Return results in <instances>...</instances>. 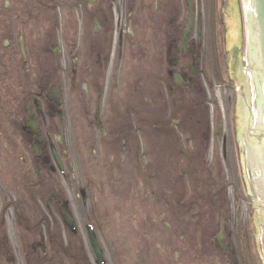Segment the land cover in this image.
Here are the masks:
<instances>
[{"label":"flooded vegetation","instance_id":"obj_1","mask_svg":"<svg viewBox=\"0 0 264 264\" xmlns=\"http://www.w3.org/2000/svg\"><path fill=\"white\" fill-rule=\"evenodd\" d=\"M237 1L0 0V264H235V232L257 230L240 213L234 229L217 185L244 96ZM190 104L196 129L181 141L168 119ZM206 141L217 179L192 199ZM6 175L18 176L13 200Z\"/></svg>","mask_w":264,"mask_h":264},{"label":"rangeland","instance_id":"obj_2","mask_svg":"<svg viewBox=\"0 0 264 264\" xmlns=\"http://www.w3.org/2000/svg\"><path fill=\"white\" fill-rule=\"evenodd\" d=\"M239 42H240L241 48L243 50L242 54H243V57L245 60V65H244L243 69H245V72H246L244 74V76L247 77V78L245 77V79H244V83H245V87H246V93H247V97L251 96L250 99L251 100L254 99L255 111H256V92H255V88H254V84H253V80H252V76H251V72H250V68H249L248 60H247V43H246L245 25L243 28V35H242ZM226 115H227V113H226ZM238 125H239V122H238ZM255 127H256V124H255ZM238 130H240L239 127H238ZM93 132L96 133V131H93ZM239 136L241 137V139L243 138V135L239 134ZM189 138H192V137H189ZM195 140H196L195 148L197 147V149H201L202 144H201L200 138L197 137V138H195ZM230 144H232V143H230ZM211 145H212V141H211ZM203 148H204V153H205L204 158H205L206 163L205 164L204 163L199 164L197 167V171L199 174V176H198L199 181L197 182V184L195 186H193V184H192V187L190 190L191 194H193L192 199H195L197 197L195 194H200L196 190L197 187H205L206 186L205 176L208 174V172L210 175V179L216 178L215 174H213L212 170H210V168H212V165L214 163V160H213L214 154H213L212 146H209V141L203 142ZM67 149H69V153L71 155L72 162L74 164H76V160H77V146H76V144H74L73 141L70 140L68 143ZM230 150L232 151V152H229V153H232L231 158L236 157L235 154L233 155L234 147H232V148L230 147ZM192 152H193V150H192ZM244 153H245L244 158H245V162H246L245 171H246V176H247L246 183L253 186V182H252V178H251V174H250V170H249V165H248V160H247L246 143L244 144ZM142 158L145 161L150 160L149 153L147 151H144L142 153ZM218 160H219V163L221 164V166L223 167V168H220L218 166V168H217L218 173L222 177L221 184H223L224 186H226V184H227L228 185L227 187L229 188L228 189L229 198H230L229 203L231 206V210L233 212L232 221L234 224V229H236L237 223L239 221L238 215H237L238 213H240V215H241V222H242L243 227L248 225L247 223L249 221L246 220V213L249 210V205L251 207H254L253 216L255 217L256 224L258 227L257 231L259 233V240H258L259 249H258V254L255 255L254 257H253V255H252V257L248 256V253L244 249L246 247V245H245L246 243L244 242L243 237L239 238V236L236 235V232H235V236L233 237L232 243L235 247L236 254L238 256L237 258L240 262L249 259L251 264H264V244H263V238H262V233H261V227H260V221H259V216H258V211H257V205H256L254 190L251 192L250 187H248V189H249L248 195L247 196L244 195L243 188H242V185L240 182V179H241L240 175L244 177V171L242 168H241V170H238L237 161H236V164H234L231 167L229 165V163L224 161L221 156L218 157ZM217 163H218V161H217ZM8 167H9V163L7 161V168ZM167 167H168V164L166 165L165 168L163 167L162 169L164 171H167L168 170ZM14 179L17 180L18 176L14 175L13 178H10L9 175H6L4 178V180L6 182V186H7V188L5 189V196H6L7 200H13V198H15L18 195V193L16 191L13 192L12 186H13L14 181H15ZM156 181L159 184L164 182L162 179V176H160V175H157ZM230 184H231V186H230ZM156 188H155V191H156ZM18 189L22 193V195H24V197L26 198L27 201L25 203H27V205H29L30 193L28 192V190L22 185V183H20ZM239 193H241V195H243V197L241 199L238 197V195H240ZM203 195H205V194H203ZM6 203L9 204L8 201H6ZM197 239H199V237H197ZM107 255L109 258L112 259L113 254L108 253ZM117 255L121 256L120 253ZM128 255L129 254L126 253L123 255L122 258L125 259Z\"/></svg>","mask_w":264,"mask_h":264},{"label":"water","instance_id":"obj_3","mask_svg":"<svg viewBox=\"0 0 264 264\" xmlns=\"http://www.w3.org/2000/svg\"><path fill=\"white\" fill-rule=\"evenodd\" d=\"M248 4L250 5V8L247 7V15L250 18V27H251L250 37H251V47H252L251 59L253 60L252 61L253 66L250 64V59H249L248 34H246L247 60L256 92V119H257L258 115H260L261 113L259 111L260 105H257L259 102L260 91L258 89L255 72L256 71H258L257 73L261 72L264 78V0H248ZM246 31L247 29L245 27V32ZM259 77L261 78V74H259ZM263 92H264V87H263ZM246 101H247L246 99H243V102L246 103L245 105L247 107ZM261 115L259 116L256 124L260 123L259 120H261L264 123V117H262ZM246 120H248V118H246ZM255 128H257V125ZM244 133H245V129H244ZM245 143H246V151H247V160L253 182L257 211H258L261 233L264 244V155L263 152L260 151L257 142H253L252 140H249V138L247 139L246 137ZM253 166L257 170H254ZM256 175H257V179L255 177Z\"/></svg>","mask_w":264,"mask_h":264},{"label":"bare ground","instance_id":"obj_4","mask_svg":"<svg viewBox=\"0 0 264 264\" xmlns=\"http://www.w3.org/2000/svg\"><path fill=\"white\" fill-rule=\"evenodd\" d=\"M234 49H238V48H234ZM236 52H238V51H236ZM177 129H179V126H178V128ZM176 132V131H175Z\"/></svg>","mask_w":264,"mask_h":264}]
</instances>
